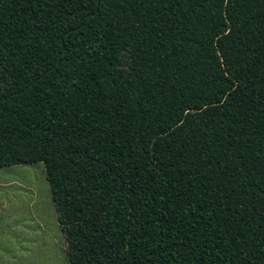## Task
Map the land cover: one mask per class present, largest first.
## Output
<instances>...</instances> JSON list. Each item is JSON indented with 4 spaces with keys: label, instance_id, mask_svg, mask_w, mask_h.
I'll return each mask as SVG.
<instances>
[{
    "label": "trees",
    "instance_id": "trees-1",
    "mask_svg": "<svg viewBox=\"0 0 264 264\" xmlns=\"http://www.w3.org/2000/svg\"><path fill=\"white\" fill-rule=\"evenodd\" d=\"M37 161L68 264H264V0H0V168Z\"/></svg>",
    "mask_w": 264,
    "mask_h": 264
},
{
    "label": "rangeland",
    "instance_id": "rangeland-1",
    "mask_svg": "<svg viewBox=\"0 0 264 264\" xmlns=\"http://www.w3.org/2000/svg\"><path fill=\"white\" fill-rule=\"evenodd\" d=\"M43 162L0 168V264H68Z\"/></svg>",
    "mask_w": 264,
    "mask_h": 264
}]
</instances>
